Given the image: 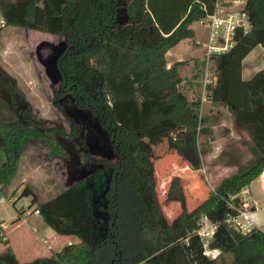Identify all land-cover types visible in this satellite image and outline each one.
Returning <instances> with one entry per match:
<instances>
[{
	"label": "trees",
	"instance_id": "1",
	"mask_svg": "<svg viewBox=\"0 0 264 264\" xmlns=\"http://www.w3.org/2000/svg\"><path fill=\"white\" fill-rule=\"evenodd\" d=\"M213 8L192 2L167 27L160 18L167 11L151 0H0L4 26L63 37L55 57L60 76L55 99L68 94L73 106L93 115L114 154L88 157L96 163L92 173L44 201L24 185L20 197H30L28 206L56 233L76 241L20 262L0 226V264H264V231L243 232L226 220L240 207L237 193L264 170V67L241 78L242 58L257 44L264 48V0H244L240 9L248 27H236L227 49L208 54L214 80L205 85L206 98L227 106L233 126L246 134L250 156L175 226L158 199L152 146L141 136L172 135L186 164L200 167L211 128L202 124L200 96L189 100L180 90L179 69L186 60L168 64L166 52L191 37L190 24ZM57 135L60 129L44 127L32 115L0 64V197L17 170L24 141H38L49 156H58L64 149ZM70 136L82 140L73 124ZM168 194L184 204L174 181ZM202 215L215 225L208 244L218 249L213 258L196 232Z\"/></svg>",
	"mask_w": 264,
	"mask_h": 264
},
{
	"label": "rangeland",
	"instance_id": "2",
	"mask_svg": "<svg viewBox=\"0 0 264 264\" xmlns=\"http://www.w3.org/2000/svg\"><path fill=\"white\" fill-rule=\"evenodd\" d=\"M241 5L235 3L232 10H238ZM63 46L64 40L61 35L9 25L0 27L1 66L14 78L32 115L41 121L44 127L61 130V135L56 137L64 149L58 156H49L48 148L42 143L30 139L24 141L17 170L10 182L11 189L14 190L11 192L13 195L8 200L0 199L1 217L8 215L12 201L17 208L23 203L27 204L29 197H20V190L24 185H30L37 192L39 199L45 200L74 182L75 178L70 171L76 168L78 159L80 160L78 165L82 167V150L85 148L83 146V149L79 150L76 138L70 136L72 124L78 127L83 145L100 147L99 151L97 148L87 150L93 158L114 156L108 137L99 130L93 115L86 109L73 106L68 94L55 99L54 92L60 86L55 57ZM191 51V47L181 46L177 54L183 55ZM166 57L167 63L172 61L167 52ZM189 57V54L181 56V59L189 60L180 68L179 73L182 77L180 88L189 98L199 95L203 99L206 97L205 84L213 83V66L210 61L204 62L199 59L191 64ZM57 103L62 105L64 111ZM218 106L219 103H215L213 106L203 105L199 108L200 116L204 119L202 124L211 128L207 142L211 151L210 154L201 155V165L198 169L185 165L186 161L173 147L172 135L166 133L141 135L152 146L151 158L155 169L158 199L173 226L178 224L181 215H189L210 194L223 174L229 173L238 162L250 156L244 134H241V137L229 138L223 127H213L219 120L227 122L228 118H231L226 110L221 111ZM232 145H237L235 151L232 150ZM215 149H218L216 150L218 156L214 158L212 154ZM218 161L221 164L225 163L229 168H214ZM173 181L183 195L184 204L168 194ZM247 189L251 192L249 197L256 201L259 207L264 200L263 183L254 179ZM256 213L259 223L264 224V208H258ZM200 223L203 226L210 224L205 215L201 216ZM48 229L39 234L41 240L45 238L44 236L49 237L50 230L55 233L50 226ZM66 237L68 236L55 233L51 242L47 239L46 243L52 244L53 251L58 250L66 244ZM71 239L76 241V238ZM45 252L50 253L44 249L42 254Z\"/></svg>",
	"mask_w": 264,
	"mask_h": 264
},
{
	"label": "crops",
	"instance_id": "3",
	"mask_svg": "<svg viewBox=\"0 0 264 264\" xmlns=\"http://www.w3.org/2000/svg\"><path fill=\"white\" fill-rule=\"evenodd\" d=\"M151 1L154 3L156 8L158 6V10L162 9V10L167 11L165 15H163L164 14L163 13L160 16V18L162 17V20H163L162 22L167 27H170L174 23H176L178 18L182 17L184 12L189 9L190 4L192 2H201L203 7H212L214 6L216 2H222L223 6L228 10H232V7H234L235 3H240L242 5L244 3V0H151ZM193 22H195V24ZM193 22L190 24V27L193 30V35L191 37L181 39L180 40L181 42L179 41L176 45H174L167 51V56L169 53V57L172 60L170 61L171 63L176 60H187L184 63L186 64L189 59H181V56L187 55V54H189L190 56L189 58H190L191 64L193 63V61L197 59H199L200 61H204V62L210 61L208 58V54L206 55L207 42H208V29L199 25L196 21H193ZM181 46H183L184 48L191 47L192 48L191 53H187L183 55L177 54ZM170 62H168V64H171ZM183 65H181V67ZM262 67H264V48L260 44H257L242 58L241 78L249 79L257 70H259ZM179 72H180V69H179ZM180 90L182 91L181 88ZM194 97L195 96L190 97V98L187 97V98L191 100ZM213 104H215V102L211 101L210 99H207L206 97L201 99L200 97V106H203V105L213 106ZM218 108L221 111L226 110V112L230 114L227 106L219 103ZM199 114H200V109H199ZM218 126L219 127L221 126L226 130V133H227L226 135L229 136V138L241 137V134H244L245 138L247 139V136L244 132H242L241 130H238L236 127L233 126L232 116L231 118H228L227 122L219 120L217 124L213 125V127H218ZM232 146H233L232 150L235 151L237 148V145H232ZM229 148L231 149V147ZM216 150L218 149H215V152L212 154L214 158L218 156L217 155L218 151ZM210 151L211 150L209 149V146H208L207 154L208 153L210 154ZM216 163L217 164L214 165V168H221V167L229 168V166L226 165L225 163L221 164L219 161ZM232 170H230V172ZM227 174L228 173L223 174L220 178H222L223 176ZM254 179H258L263 183L261 175L255 177ZM247 186L244 187L241 191H239L237 193V196L238 198L240 197V198H243V200H246L251 206V208L255 210L256 212L258 208H263L262 203L264 200L262 201L261 205L258 207L256 205V201H254L252 198L249 197L251 192L247 189ZM12 191L13 189H11V186L9 185L6 190V194L1 196L0 199L6 200L7 198L8 200V198H10L11 195H13V193H11ZM23 197H28V196H23ZM40 201H44V200H40ZM14 203H15L14 201L11 202V210L8 212V215L6 217L0 216V226L4 234V238L7 240L8 244L12 247L17 259L20 262H24V261L31 260L36 256L49 255L53 253L54 251H56V250L54 251L52 250L53 249L52 244L46 243L47 239H50V242H51L52 238L55 236V233H56L55 231H54L55 233H52V231L50 230L49 237L44 236L45 238L43 240L39 238V234L41 232L47 231L49 229H48V225L44 222L40 214L35 212L34 205L28 206L29 205V201H28L27 204L24 205L23 203V205L20 208H17ZM8 205L10 206V204ZM259 225L264 227V224L259 223ZM67 236L68 237H66L67 238L66 243L73 242L71 238L75 239L74 236H71V235H67ZM0 243L2 242L0 241ZM2 244L0 245V250L3 248ZM44 249L49 251L50 253L45 252V254H42L44 252Z\"/></svg>",
	"mask_w": 264,
	"mask_h": 264
},
{
	"label": "built area",
	"instance_id": "4",
	"mask_svg": "<svg viewBox=\"0 0 264 264\" xmlns=\"http://www.w3.org/2000/svg\"><path fill=\"white\" fill-rule=\"evenodd\" d=\"M195 21L208 29L207 54L227 49L232 44L233 33L236 27H241L244 30L248 27L247 15L245 12L241 11L240 8L238 10H228L223 6L222 2H216L212 12H205L202 17ZM4 23V19L0 15V27H3ZM262 181L264 183L263 178ZM240 202L241 204L237 210V214L229 215L226 220L230 222L235 229L243 232L253 227L264 231V227L259 225L255 210H253L249 203L243 200V198H240ZM262 207L264 208V201ZM35 212L38 213V210L35 209ZM214 228L215 225L213 224L203 226L200 223V226L196 230L202 241L204 253L212 258L218 253V249L211 248L208 245Z\"/></svg>",
	"mask_w": 264,
	"mask_h": 264
},
{
	"label": "flooded vegetation",
	"instance_id": "5",
	"mask_svg": "<svg viewBox=\"0 0 264 264\" xmlns=\"http://www.w3.org/2000/svg\"><path fill=\"white\" fill-rule=\"evenodd\" d=\"M99 130L101 131V129L99 128ZM102 133H104L103 131H101ZM106 135V134H105ZM107 136V135H106ZM108 137V136H107ZM82 139V138H81ZM109 140V139H108ZM83 140H79V141H76V144H77V148L80 150V149H83V146H84V150H82V155H83V158H82V167H80L79 165H78V163H79V159H78V163L77 164H75V166H76V168H74L72 171H70L71 172V174H72V177L73 178H75V180H74V182H76V181H81V180H83V179H86L87 177H88V175L90 174V173H92V171H93V167L95 166V162L93 161V160H90V159H88V157H92L91 155H90V153L87 151V150H89V148H97L96 150L97 151H99V146L97 145V147H93V146H91V147H86V145H83ZM89 146V145H88ZM87 148V149H86ZM112 148V147H111ZM112 152H113V150H112ZM90 155V156H89ZM109 158H111V157H109ZM109 158H101V159H109ZM95 159H97L96 157H95Z\"/></svg>",
	"mask_w": 264,
	"mask_h": 264
},
{
	"label": "water",
	"instance_id": "6",
	"mask_svg": "<svg viewBox=\"0 0 264 264\" xmlns=\"http://www.w3.org/2000/svg\"><path fill=\"white\" fill-rule=\"evenodd\" d=\"M261 177L264 179V170L261 172Z\"/></svg>",
	"mask_w": 264,
	"mask_h": 264
}]
</instances>
